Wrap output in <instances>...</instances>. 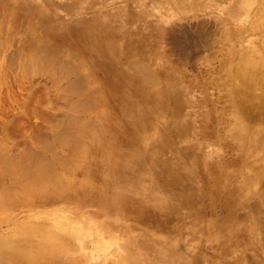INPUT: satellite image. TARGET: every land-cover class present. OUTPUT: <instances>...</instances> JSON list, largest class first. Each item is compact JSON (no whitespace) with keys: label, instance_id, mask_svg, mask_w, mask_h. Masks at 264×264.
Wrapping results in <instances>:
<instances>
[{"label":"bare ground","instance_id":"bare-ground-1","mask_svg":"<svg viewBox=\"0 0 264 264\" xmlns=\"http://www.w3.org/2000/svg\"><path fill=\"white\" fill-rule=\"evenodd\" d=\"M5 1L8 7L0 3V46L3 43L7 49L13 48L5 62L6 76L7 72L15 74L16 63L21 61L27 78L17 83L7 78L0 81V222L9 221L7 233L13 229L24 232L12 238L0 235V264H198L192 256L185 259L176 246L184 228L186 241L189 239L186 220L194 210L192 198L211 199L205 194L202 178L211 181L214 195L219 193L226 203L223 227L208 222L203 240L212 236V241H220L223 247L214 252L219 258L235 257L228 264H264V127L252 126L264 125V43L257 45L261 51L253 58L255 67L247 68V64L242 68L248 62L239 57L237 68L232 66L224 75L234 83L227 91L228 100L224 98L233 110L228 121L211 128L203 115L195 114L191 120L197 129L196 141L201 136L203 145H208L205 138L210 139L211 131L243 156L239 181L233 185L229 168L202 171L194 166L193 170L191 164L183 162L182 149L173 148L176 142L189 143L182 124L174 119L175 107L168 108L180 97L176 72L165 57L150 54L160 47L161 20L151 25L147 15L136 16L135 8L108 7L119 0ZM22 4L27 9L18 15L16 8ZM53 6L69 16L62 22L72 23L53 26L51 21L32 18V14L49 12L47 8ZM226 6L227 19L235 23L236 32L251 31L264 41V0H227ZM91 10L98 13V22ZM17 29L22 34L15 40ZM112 29L122 38L115 37ZM37 31L44 38L35 34ZM122 42L132 49L134 57L153 63L160 74L136 58L127 60ZM5 50L0 48V53ZM42 75L51 81V99L46 85L38 82ZM155 84L158 87L152 88ZM162 114L169 116L167 122L159 121ZM151 116L158 129L153 146L147 136ZM199 117L201 131L196 123ZM32 118L38 119L39 125H33ZM164 129L171 134L163 136ZM156 143L167 145L161 171H168V175L161 177L164 183L168 180L163 185L171 213L177 218L171 225L158 213L147 212L134 198L145 189L142 176L153 178L160 171ZM196 153L198 158L200 149ZM145 164L153 169L143 171ZM18 206L49 209L48 218L65 223L56 224L54 233L42 234L48 235L54 248L33 234V230L43 232L47 227L42 220L11 225L15 223L13 215L5 216L4 210L14 212ZM154 207L163 212L161 201H154ZM114 216L123 223L106 220ZM79 219L83 221L79 223ZM152 221L154 233L148 229ZM81 224L89 230L78 228ZM86 232L100 237L96 247H89ZM229 239L234 246H224ZM113 248V259L108 258Z\"/></svg>","mask_w":264,"mask_h":264},{"label":"rangeland","instance_id":"rangeland-1","mask_svg":"<svg viewBox=\"0 0 264 264\" xmlns=\"http://www.w3.org/2000/svg\"><path fill=\"white\" fill-rule=\"evenodd\" d=\"M126 1L127 2L122 4L119 0L117 1L119 3H110L108 7L117 8L120 6H125L129 10L135 8L137 9V11L135 12L136 16H139L140 14L147 15L148 22L151 25H156L158 19L161 20L164 25L163 33H161L160 35V47H157L156 50H151L150 54H152V56L154 54H160L161 56L165 57L166 60L172 65V69L176 72L174 77L176 80L177 88H179L178 85L180 84V97L179 99L175 98L171 104V107L168 108L171 111L175 107L176 117L174 119L176 120V122L182 124L181 129L184 130V132H187L189 143V145H184V143L182 142H176L174 145L171 144L170 148L173 145V148L175 147L182 149L186 156H184L183 162H185L186 164H191L193 170L195 168L194 166L200 167L202 171L203 168H205L206 170H220L221 168H229L228 171L231 175L232 184L235 185L236 182L239 181V170L241 169L243 164V156H241L236 148H234V145L229 144L226 140H222V138L218 139V137L216 138L215 136H212L214 135V133L211 131H208V137L211 136L210 139L205 138V142H208V145H203L201 136L199 137V141H196L194 138L196 137L195 132L197 129L195 127H192L191 120L194 119L195 114H198L199 116L203 115V117H206V122L208 121V125L211 128L219 126L228 121L227 117L233 110L228 109L229 103L227 101L228 99L226 95L227 91L230 90L231 86L234 83L232 84L230 80H226L227 78H225L224 75L227 72L231 71L232 66H236V61L239 60V57H245L246 62H248L245 63L242 68H244V66L247 64V68L255 67L257 63L255 62L252 65L253 58L261 51V47L257 45L261 44V42L264 43V41H262L260 36L255 34L253 35L251 31H246L243 33L236 32L237 26L235 25V23L229 22L227 19V0ZM0 3L4 7H8V2H6L5 0L4 2ZM14 8L15 7L13 6V9ZM26 9L27 8L24 6V4L19 5L18 8H16V13L18 15H22ZM47 10L49 12L44 11L40 15L32 14V18L33 16H35V21H51L53 26L54 24L59 25L58 22L64 23L62 25L63 27L68 26L66 23H72L68 21H61V19L63 18H70L65 14L64 11L61 12L59 7L53 6L50 10L48 8ZM90 12L92 15H94L93 19L98 22V20L96 19L98 13L95 10H91ZM165 13L167 14V18H164L166 16ZM76 15H79V13ZM113 31L114 32H111L115 37H117L118 39L122 38L121 34L116 33V29ZM21 34L22 33L17 29L15 30V35L13 38H15V40L19 39L21 37ZM35 34L44 38L40 31L35 32ZM6 45L7 44L4 45L2 43L0 46L1 49H6L4 54L0 53V58L4 59H1L3 60V62L1 61L3 64H1L0 62V68L2 69L0 73V77L2 78H0V81H6L7 78V81L10 82H23L27 77L24 75L21 61H18L16 63L15 74L7 72L8 75L6 76L7 66L5 62L8 58V52H11L13 50V48L7 49ZM8 45H10V43H8ZM248 45L250 46V50L246 49L248 48ZM139 46L140 45L137 44L136 48H139ZM123 47L124 55L127 60L134 61L133 58H136V60L138 62H141L144 66L150 67L149 70L156 71L158 74H160V72H158L153 66V63H150L149 61H146V59H143L141 57H134L132 49L125 43H123ZM84 61L86 62V60ZM232 62H234L235 64H232ZM239 69L240 67L236 70H238L239 72ZM3 71H5L4 74ZM32 80H35V78H33ZM38 82L46 85V87L48 88L46 89L48 93H50V99L53 98V87L48 77L44 75L39 76ZM157 82H159V79L157 80ZM158 84H155V86L151 87L156 88L158 87ZM168 93H171L173 95L172 91H169ZM36 95L40 96V93L37 92ZM224 98H226L227 100H224ZM178 101L179 103H181V109H179ZM61 109L62 107H60V110ZM60 110H54L53 113L57 112L61 114L66 111V109L63 112H61ZM162 115L163 116L161 117V119H159V121L167 122L169 120V116L164 117V114ZM150 119L152 124L147 136L148 141L151 142L153 146V142L155 139L154 137L158 136V129L156 128L157 121L153 118V116H151ZM235 120L236 119H234V122ZM198 121L199 122H196L197 125H199L198 131H201L203 124L200 122V117ZM31 123L33 125H39L40 121L36 118H32ZM252 126L260 128L264 127V125H261L259 123L253 124ZM164 130L165 133H163V136L171 134L169 130ZM222 135L223 134L221 129L220 136L222 137ZM166 148L167 145L164 146V144L156 143L155 151L159 152L158 161L160 162V171L157 170L158 174L153 178L145 177L144 175L142 176V187L145 189L143 190V193L140 197L134 198H138L137 204L145 207L147 212H151L152 214L154 213V215L158 213L157 216L160 217L164 223L171 225L177 222V218L171 213L170 206L168 205L167 200V189L163 185L166 184V181L168 180H166L164 183L161 177L166 176L165 178H167L168 175V171H161V167H165L164 160L166 159L167 154L164 153V151L166 150ZM197 149H200L201 151L198 158H196ZM163 154L165 155L163 156ZM175 162L176 161H173L172 163ZM202 165L204 166L202 167ZM254 166L255 165H253L252 163L250 164V168H253ZM146 169L152 170L153 168L145 164L142 170L145 171ZM175 170L178 175L177 167L175 168ZM205 172L206 171L204 170V174ZM172 173L173 171L171 172V175ZM173 176H176V174ZM201 182L203 183L205 194L210 195L211 199H203V196L200 199L196 196L192 198L194 210L188 213L189 215L186 214L188 215L186 226L187 229L190 230L188 236L189 239L188 241H186V229L184 228L185 233L183 230V234L179 238V241L176 240V248L177 251L185 259H189L191 256L196 260L198 259V264H202V261L208 262L206 264H228V262H232L235 257L230 258L229 256H222V258H219L216 252H214L215 248L223 247L220 245V241L215 239L212 241V236L207 238L206 240H203V235L207 228H205V224H208V222H210L209 224L218 226L217 228L220 227L221 229L223 227V219L226 214V203L224 197L219 195V193L218 195H216L217 197L214 195L211 181L202 178ZM208 189L210 190L208 191ZM154 201L156 204L158 201H161L163 207L162 213H159L157 211V208L154 207ZM4 211L5 216L13 215L14 219L12 221H15V223H11L12 226H15L16 224L28 225L33 224V222L37 219L42 220L44 226L47 227L43 232L33 230V234H38L44 240L46 246L50 248L55 247L54 242L49 239L48 235H45L44 237L42 235L49 234L51 231L54 233V230H56L55 226L56 224H58L56 222L57 220L53 221V218H48L50 215L49 213H51L49 209L42 207L18 206L14 212L12 210ZM106 220L123 223V221L116 216L108 217ZM82 221L83 220L79 219V223ZM64 224V222H59L58 225L60 226ZM9 226V221H1L0 235L12 238L19 233L14 229L11 232L7 233L6 228ZM78 226V228L80 229L87 228L85 224H81ZM154 228L155 222L152 221L148 225V229H150L151 232L154 233ZM61 232L64 233L63 231ZM137 232L141 233L140 231ZM23 233L24 232H21L19 234L23 235ZM94 233L95 232H86V237L90 241L89 247H94L95 245H97V240L100 238L96 233ZM28 234L31 235V233ZM123 235L127 234L123 233ZM110 236L111 234L108 235V238ZM223 244L224 246L227 244L230 247L231 245H233L231 239H229L226 243L223 242ZM111 254H114V248L109 251L107 255L108 258H112ZM77 258L83 261V259L79 256H77ZM148 261L150 260L148 259Z\"/></svg>","mask_w":264,"mask_h":264},{"label":"crops","instance_id":"crops-1","mask_svg":"<svg viewBox=\"0 0 264 264\" xmlns=\"http://www.w3.org/2000/svg\"><path fill=\"white\" fill-rule=\"evenodd\" d=\"M225 213V212H224Z\"/></svg>","mask_w":264,"mask_h":264}]
</instances>
